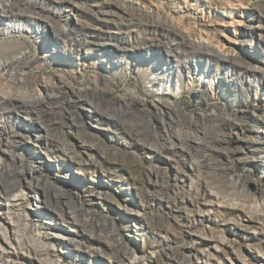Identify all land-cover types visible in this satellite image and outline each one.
<instances>
[{"label":"rangeland","instance_id":"374dc122","mask_svg":"<svg viewBox=\"0 0 264 264\" xmlns=\"http://www.w3.org/2000/svg\"><path fill=\"white\" fill-rule=\"evenodd\" d=\"M70 1L0 0L31 16L0 31V59L20 58L14 76L29 90L43 93L42 78L96 82L133 92L148 110L135 104L126 118L116 106L104 109L115 118L97 120L51 100L38 109L46 122L56 118L51 130L36 113L0 116V172L17 168L24 194L0 219L21 241L7 245L0 234V264H264V154L249 142L264 128V0H120L158 26L78 33L76 19L98 23L96 8ZM101 7L97 14L112 9ZM179 37L192 46L177 49ZM201 115L215 116L204 125L220 132V151L177 142L178 130L193 132L186 118Z\"/></svg>","mask_w":264,"mask_h":264},{"label":"bare ground","instance_id":"6f19581e","mask_svg":"<svg viewBox=\"0 0 264 264\" xmlns=\"http://www.w3.org/2000/svg\"><path fill=\"white\" fill-rule=\"evenodd\" d=\"M54 1L58 4H61V5L65 4V3H69V5L72 4L70 0H54ZM90 2H91V5L93 6V8H96L95 10L90 9L91 10L90 13L95 17L96 22H98V23L96 25L95 24L87 25L86 23H81L80 20L76 19L75 30L77 33L78 32H85L86 30H89V29L97 31V32H102V31H104L103 28L105 26H108V24L113 23V22L118 27V29H122V26H125L126 28H128V31H130V32H135V29L140 28L144 24L151 25V26H158V25H155L153 22H145L143 19L139 18L135 14H130V13L126 12L124 9L125 6L123 5V3L120 2V0H101L100 2H99V0H90ZM101 6L112 7V9H109L108 11H100V14H97L96 12H98V10ZM78 8H81V7L78 6ZM86 10H88V8ZM26 18L29 19V18H31V16L24 14V12H22V11L13 10L11 8L9 9L8 5L6 3L4 5L0 4V31H3L4 34H6L11 29L13 30V29L19 28L18 23L20 21H22L23 19H26ZM36 18L39 19L40 21H43L44 23H47V24L49 23V21H47L46 18H43L41 16H38ZM89 26H91V27H89ZM165 31H168V29H166ZM59 37H60V34L56 33V38H59ZM174 40H175V44L178 45L177 49H179L180 45H187L188 43L190 44L189 45L190 47L192 46V43H190L189 40L186 39L185 37H179V38H176ZM54 44L55 43L52 42L51 46H54ZM161 45L162 44L160 41L156 45H154L152 42L150 44V46H148V47H160ZM189 46L187 48H190ZM123 51H125V50H123ZM19 61H20L19 57H14V58L9 59V60L0 59V116H2L3 113H8V112H17V113H20V114L26 115V116L31 115L33 113H36V115L38 117V122L43 124V126L47 130H51L54 123L56 122L55 121L56 118L48 123L45 121L46 120L45 118H44L45 120L43 119L42 114H40L38 112V109L40 107L49 104V102L51 100H55V101L61 100V99L66 100V102L64 104L62 103V107H70L73 105L84 106L85 109L88 112L92 113V115H94L95 119H97V120L101 117L105 118V119L115 118L114 115L109 114L108 111H105L104 109H106V108L112 109V108H115L116 106H118L121 109L120 112L123 111L124 115H122V117L125 116L126 118L127 117L129 118L130 116L134 115L132 113V111L136 112V110H135L136 105L140 106V111L148 110V108H147L148 106L147 105L145 106V101L142 99L136 98V96L133 94V92H128V93H125V95L119 96L112 89L99 87L96 82H92L90 85H88L85 88H77L76 86L74 87V86L70 85L66 81V79L62 78V77H60L54 83H51L52 81L50 82L49 80H47L45 78H42L41 82H40L41 83L40 86L43 89V93H41V91L38 89L29 90V88H28L29 86L27 87V85L24 84L22 77L16 78L14 76L13 67ZM168 68H169V66L161 67V72H160L161 76L166 77V79H168V77L169 78L171 77V76H169L171 74V71L167 72L165 70ZM170 70H171V68H170ZM95 81H96V79H95ZM150 106H152L151 109L153 108L154 110L157 108H160L157 104H152ZM213 117H215V116H213ZM210 118L211 117H206V116L201 115V118H197L196 120H194L193 118L188 116L186 118L185 128L187 129L188 132H189V130H192L193 132L187 133L188 135L185 137V136H183L184 133L182 135L179 133L181 131L178 130L179 132L175 134L176 138H177V142L182 143L184 141H191V142H195L199 147L202 146V148L203 147L209 148L212 151H220V146H222L221 145V139L219 138V135H218V133H220V132H218L216 134L213 130L212 131L209 130V128L205 127L206 125H204L205 121L206 122L208 121L210 124L211 119H212V118L211 119ZM131 120H132V118H131ZM217 120H218V118H217ZM135 121H133V124ZM129 122H131V121H129ZM134 125H136V124H134ZM208 126H211V124ZM132 127L134 128L133 125H132ZM132 127H131V129H132ZM5 131H6V124L4 121H2V119H0V136L5 134ZM176 132H177V130H176ZM260 132H261L260 135H258L257 137L249 139L250 145L253 148L252 152H253V154H256V155L264 154V128ZM18 136H20V135L18 134ZM223 146H224V144H223ZM221 148H223V147H221ZM224 151H226L225 148H224ZM2 165H3V162L0 159V167ZM0 170H3V169L1 168ZM5 170L6 171L0 172V188L2 189V192H3V196H1V193H0V197H2L3 201H5L3 207L0 206V219L2 218L3 220L8 219V215L10 214L12 209L15 206H17L15 204H11L10 201H13V200L20 201V200H23V198H24L23 197L24 194L21 192V189H19L20 187L13 181L15 179L16 173H18L19 170L17 168L16 169L7 168ZM60 197H62V196H59V194H56L53 198L55 200H57V199H60ZM58 202H59V200H58ZM37 208H40V207H37ZM55 209L56 208H54V211H55ZM56 211H58V210H56ZM67 214L75 222V219H74L75 217H74L73 213L70 211H67ZM59 215L62 216V213H60ZM23 218L25 221L24 222V227H25V226H27L26 221L28 220V216L25 215ZM63 219H64V217H63ZM21 220L23 221V219H21ZM15 227L16 226L13 225L11 227L12 231H10L11 233H9L7 231V229L4 227V225L1 224V222H0V234L2 236V239L4 240V242L7 245L13 244V242H16L18 244V246L20 245L21 241H19L20 238L17 237V233L14 231ZM36 238L37 239H34V241H36V243H37V241H39L40 237L39 238L36 237ZM41 242L42 241H40V245L42 244Z\"/></svg>","mask_w":264,"mask_h":264}]
</instances>
